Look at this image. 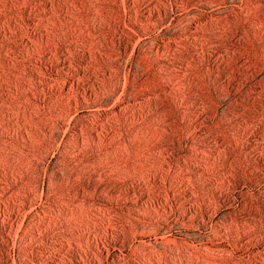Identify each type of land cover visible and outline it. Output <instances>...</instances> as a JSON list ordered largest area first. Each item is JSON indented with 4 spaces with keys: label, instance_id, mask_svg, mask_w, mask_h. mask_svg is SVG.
I'll return each instance as SVG.
<instances>
[{
    "label": "rangeland",
    "instance_id": "rangeland-1",
    "mask_svg": "<svg viewBox=\"0 0 264 264\" xmlns=\"http://www.w3.org/2000/svg\"><path fill=\"white\" fill-rule=\"evenodd\" d=\"M0 264H264V0H0Z\"/></svg>",
    "mask_w": 264,
    "mask_h": 264
}]
</instances>
